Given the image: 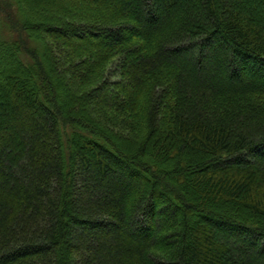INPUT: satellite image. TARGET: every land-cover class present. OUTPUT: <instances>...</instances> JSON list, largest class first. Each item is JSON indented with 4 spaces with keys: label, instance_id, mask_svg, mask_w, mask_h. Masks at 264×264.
Returning <instances> with one entry per match:
<instances>
[{
    "label": "trees",
    "instance_id": "1",
    "mask_svg": "<svg viewBox=\"0 0 264 264\" xmlns=\"http://www.w3.org/2000/svg\"><path fill=\"white\" fill-rule=\"evenodd\" d=\"M0 264H264V0H0Z\"/></svg>",
    "mask_w": 264,
    "mask_h": 264
},
{
    "label": "rangeland",
    "instance_id": "2",
    "mask_svg": "<svg viewBox=\"0 0 264 264\" xmlns=\"http://www.w3.org/2000/svg\"><path fill=\"white\" fill-rule=\"evenodd\" d=\"M215 44H216V46H217L218 49H221V48H223L224 42L221 41L219 38H216ZM213 50L214 49H210V51H211L212 54L211 53H207V54L202 55V57H201L202 58V62L203 63L205 62V64H203L201 62V64L199 65L200 68H204V67L206 68V66L207 65L210 66V64H214V65L218 66V62L216 60V57H215V55H213ZM194 53H197V51H194L193 52V51H188V50H183V51L181 50L180 53H179V55L184 56V57H188L190 59L192 58L194 60V58H196L195 57L196 54H194ZM253 65L256 66L257 69H258L257 64H253ZM191 67L193 68L194 71H196V69H198V67H197L196 64H191ZM9 86L11 87V84ZM245 158L247 160H250V161H253L254 160V158H252V156L251 157L245 156ZM236 161H238V160L236 159L233 162L234 163H237ZM79 226H82V225L80 224ZM241 238H243V237H241Z\"/></svg>",
    "mask_w": 264,
    "mask_h": 264
}]
</instances>
